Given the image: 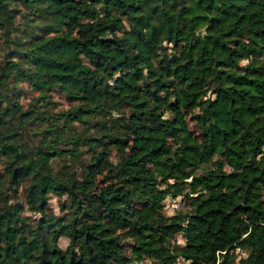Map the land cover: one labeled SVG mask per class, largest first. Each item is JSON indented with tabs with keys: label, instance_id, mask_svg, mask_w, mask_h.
<instances>
[{
	"label": "trees",
	"instance_id": "1",
	"mask_svg": "<svg viewBox=\"0 0 264 264\" xmlns=\"http://www.w3.org/2000/svg\"><path fill=\"white\" fill-rule=\"evenodd\" d=\"M0 32V264H264V0H0Z\"/></svg>",
	"mask_w": 264,
	"mask_h": 264
},
{
	"label": "rangeland",
	"instance_id": "2",
	"mask_svg": "<svg viewBox=\"0 0 264 264\" xmlns=\"http://www.w3.org/2000/svg\"><path fill=\"white\" fill-rule=\"evenodd\" d=\"M8 52H10V49L6 46V44L4 42L3 34L0 32V62H3L5 60V57H6ZM241 63L244 64L245 61H242ZM11 85L12 84H10V86ZM14 92H16L18 94V102L22 106V108H24V109L27 107V105L29 103L32 102V99L37 94L36 92H34L29 87V85L27 84L26 80L22 79V78L18 79L17 81H15ZM50 96H51V100L54 101V109L55 110L66 109V107L68 106V103L64 100V98L61 95H59L57 92H51ZM184 120H185V122L187 124V127H189V129L194 132L195 128L192 125V122L189 120V115L188 114H185ZM110 159L111 160H115L113 153H111ZM62 164H66V165L69 164V160L68 159H59L58 161H55L53 163V167L56 170ZM207 166L208 167L211 166V163L208 162ZM1 167L2 166L0 164V174H2ZM21 191H22V187H20L18 189L15 201H17V202H19L20 204L23 205L22 214L28 216L31 220L37 218L38 214H32V212H30L28 209L25 208V205H24V202H23V194H22ZM10 202H12V200H10ZM47 207H48V210L51 211L52 213L60 214L59 209H58L57 198L53 194L49 195V198H48V201H47ZM66 243H67V240H65L63 238L58 240V245L61 248H64ZM129 243H130L129 239H125V238L122 239V251L125 254L128 253V249H129V245L128 244ZM179 243H181V241H179ZM240 255L242 256L243 254L240 253Z\"/></svg>",
	"mask_w": 264,
	"mask_h": 264
},
{
	"label": "built area",
	"instance_id": "3",
	"mask_svg": "<svg viewBox=\"0 0 264 264\" xmlns=\"http://www.w3.org/2000/svg\"><path fill=\"white\" fill-rule=\"evenodd\" d=\"M184 204V196H166L163 201V213L166 216L174 214L179 208ZM132 264H153L148 259H144L141 262L132 263Z\"/></svg>",
	"mask_w": 264,
	"mask_h": 264
}]
</instances>
